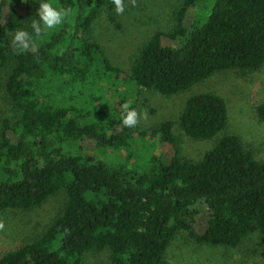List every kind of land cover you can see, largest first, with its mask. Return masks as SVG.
<instances>
[{
	"label": "trees",
	"instance_id": "trees-1",
	"mask_svg": "<svg viewBox=\"0 0 264 264\" xmlns=\"http://www.w3.org/2000/svg\"><path fill=\"white\" fill-rule=\"evenodd\" d=\"M53 1L70 15L36 37V48L19 53L12 35L32 31L38 0H0V85L16 114L0 131V215L40 207L62 192L67 202L45 234L8 251L0 264H83L87 253L106 251L110 264H171L167 252L181 233L198 244L231 248L254 234L264 240V161L228 131L226 99L194 95L180 116L187 136L216 139L200 160L182 157L175 122L167 120L138 138L172 145L171 160L152 152L134 165V131L122 125V112L89 123L77 97L101 74L120 80L121 69L90 36L103 14L116 22L115 7L111 0ZM201 3L181 0L173 27L149 38L126 81L172 97L222 72L246 75L264 67V0H215L187 26L190 9ZM163 37L178 45L165 46ZM257 113L264 122V103ZM85 138L96 141L93 153L84 151ZM110 153L124 156L111 162ZM198 203L210 212L203 233L194 227Z\"/></svg>",
	"mask_w": 264,
	"mask_h": 264
},
{
	"label": "rangeland",
	"instance_id": "rangeland-1",
	"mask_svg": "<svg viewBox=\"0 0 264 264\" xmlns=\"http://www.w3.org/2000/svg\"><path fill=\"white\" fill-rule=\"evenodd\" d=\"M214 1L204 0V3L190 9L186 25L190 26L205 6L207 12L210 11ZM52 2L54 3L53 0ZM180 4L181 0H132L125 3L123 14L118 15L115 12L116 22L110 20L108 13L96 21L90 35L92 40L102 45L112 65L122 72L120 80L115 78V74L113 78L111 75L109 78L101 74L97 84L86 86L85 91L77 96L81 101V112L91 114L85 121L92 123L99 118L117 116L126 103L138 113H147L146 119L140 118L137 126L130 128L134 131V139L131 141V149L129 148L134 165L143 164L152 152L167 162L171 160L174 154L172 145L161 142L158 137L155 141L150 137L138 138L140 131L151 129L167 120L175 122L174 134L179 139L182 157L197 161L213 148L216 139L195 140L187 136L180 126V116L189 98L213 92L227 101L228 131L240 136L254 156L264 161V122L257 113L258 106L264 103V67L246 75L235 70L222 72L172 97L139 88L125 80L135 57L149 38L158 31H168L173 27L174 12ZM20 13H26L24 1L20 3ZM7 14L8 9L5 10L6 17ZM178 42L163 37L165 46H177ZM5 119L15 121L16 114L3 85H0V131ZM81 122L84 123V120ZM117 130L120 131L121 127L117 126ZM12 139L17 141L18 136L12 134ZM81 144L86 152L93 153L97 148L96 141L90 138L83 139ZM123 156L110 153L107 160H120ZM66 202L67 195L62 192L40 207L2 213L0 257L45 234ZM196 209L194 227L197 232L203 233L207 228L210 212L203 203H198ZM167 259L171 264H264V240L259 234H254L241 246L231 248L198 244L187 233H181L169 248ZM83 264H110V253L89 252L85 255Z\"/></svg>",
	"mask_w": 264,
	"mask_h": 264
},
{
	"label": "clouds",
	"instance_id": "clouds-1",
	"mask_svg": "<svg viewBox=\"0 0 264 264\" xmlns=\"http://www.w3.org/2000/svg\"><path fill=\"white\" fill-rule=\"evenodd\" d=\"M115 7V12L123 14L125 11L124 0H111ZM39 7L36 10V17L32 19L31 32L27 30H16L12 35L11 46L14 51L25 53L33 49L36 37H41L46 31L54 29L62 24L70 15L71 9L54 7L51 0H38ZM121 123L124 127L134 128L137 126L140 118H147V113H138L134 108H130L128 104L122 106ZM3 225H0L2 228Z\"/></svg>",
	"mask_w": 264,
	"mask_h": 264
}]
</instances>
